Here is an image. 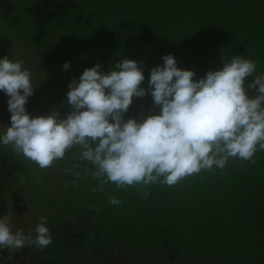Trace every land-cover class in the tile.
I'll return each instance as SVG.
<instances>
[{
	"label": "rangeland",
	"instance_id": "374dc122",
	"mask_svg": "<svg viewBox=\"0 0 264 264\" xmlns=\"http://www.w3.org/2000/svg\"><path fill=\"white\" fill-rule=\"evenodd\" d=\"M28 1L14 0L7 15L0 13V58L31 71L32 116H64L72 110L66 93L73 79L96 64L107 72L125 58L143 68L145 89L166 54L194 71V80L233 56L255 61L254 75H264V0H72L45 28L28 17ZM151 97H134L125 118L158 114ZM7 99L0 91V135L10 126ZM4 156L20 162V173L7 192L0 185V217L33 237L47 217L52 243L2 248L0 264H264V150L174 186L108 182L102 189L78 147L44 169L0 143V163Z\"/></svg>",
	"mask_w": 264,
	"mask_h": 264
},
{
	"label": "clouds",
	"instance_id": "9594fccd",
	"mask_svg": "<svg viewBox=\"0 0 264 264\" xmlns=\"http://www.w3.org/2000/svg\"><path fill=\"white\" fill-rule=\"evenodd\" d=\"M162 60L151 69L147 89L135 60L122 59L107 72L99 64L86 68L79 82L68 84L70 112L32 116L26 109L35 88L31 71L23 61L0 58V91L11 114L0 143L41 169L78 147L81 160L95 167L101 189L108 182L117 188L174 186L202 170L222 169L229 159L248 161L264 150V75H254L255 61L233 56L222 69L194 80L196 73L179 68L174 55ZM63 67L68 70L70 62ZM248 77L254 79L246 88ZM149 93L159 113L126 119L133 98ZM109 203L120 201L110 198ZM47 223L41 216L33 237L14 231L8 217H0V249L46 248L52 243Z\"/></svg>",
	"mask_w": 264,
	"mask_h": 264
},
{
	"label": "trees",
	"instance_id": "16d2710c",
	"mask_svg": "<svg viewBox=\"0 0 264 264\" xmlns=\"http://www.w3.org/2000/svg\"><path fill=\"white\" fill-rule=\"evenodd\" d=\"M13 1L14 0H0V13L7 15L14 8ZM72 5H73L72 0H29L25 8L28 17L36 20L37 27L45 28L46 25L49 22H51L52 18L61 19V15L66 14V9L70 8ZM13 20H15V18ZM133 108H135L134 105ZM138 111L142 112L148 110H138ZM149 111L155 112L156 110H149ZM4 158L5 160L3 161L5 163L2 162L0 163V185L2 184L3 190H6L4 192H7L10 188V184L16 180V176L18 175V173H20L19 171H16L20 162L16 160L14 157L4 156ZM231 165L233 164H228V163L226 164V166H230V167ZM214 168L216 169V171L219 169L216 168L215 166ZM237 172L239 174L245 173L244 171H239V170H237ZM17 181L18 179L16 180V182ZM0 195H1V190H0Z\"/></svg>",
	"mask_w": 264,
	"mask_h": 264
}]
</instances>
